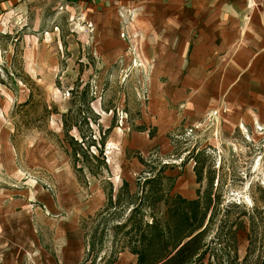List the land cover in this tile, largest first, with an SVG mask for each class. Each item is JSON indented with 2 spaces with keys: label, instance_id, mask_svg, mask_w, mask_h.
Segmentation results:
<instances>
[{
  "label": "rangeland",
  "instance_id": "374dc122",
  "mask_svg": "<svg viewBox=\"0 0 264 264\" xmlns=\"http://www.w3.org/2000/svg\"><path fill=\"white\" fill-rule=\"evenodd\" d=\"M136 13L90 10L83 0H0V264L261 257L264 75L246 82L241 73L233 98L223 90L188 107L172 64L181 69L184 59L154 56L170 43L159 30L142 31ZM30 89L53 112L45 120L37 104L32 126L14 131L10 113ZM152 93L170 104V120L152 115ZM63 115L89 153L105 135L98 159L80 155L73 164L61 142ZM158 128L166 135L150 145ZM141 133L148 140L134 138ZM134 141L140 149L130 148ZM252 215L260 224L249 246ZM180 242L188 243L171 258Z\"/></svg>",
  "mask_w": 264,
  "mask_h": 264
},
{
  "label": "crops",
  "instance_id": "0c3cea01",
  "mask_svg": "<svg viewBox=\"0 0 264 264\" xmlns=\"http://www.w3.org/2000/svg\"><path fill=\"white\" fill-rule=\"evenodd\" d=\"M83 1H87L89 9L95 11L130 12L134 9L138 12L136 24L142 31L159 30V39L170 44H166L163 50L154 51V56L184 59L181 69L177 68L175 60L172 64L183 78L175 81L174 87L185 90L184 99L188 107L216 101L223 90L233 98L241 73L245 74L246 82H250L257 73L263 78L264 0ZM166 69V64L159 68L160 71ZM171 70L172 67L168 73ZM200 90L207 93L199 97L195 91ZM152 96V115L160 123L170 120L168 111L171 110L167 107L170 104L154 93ZM171 99V102H176L175 98ZM156 134L152 141L148 140L146 133L134 138L146 139L153 145L166 135L163 130L159 133V128ZM129 146L140 149L135 141Z\"/></svg>",
  "mask_w": 264,
  "mask_h": 264
},
{
  "label": "trees",
  "instance_id": "16d2710c",
  "mask_svg": "<svg viewBox=\"0 0 264 264\" xmlns=\"http://www.w3.org/2000/svg\"><path fill=\"white\" fill-rule=\"evenodd\" d=\"M4 73L6 74V77L8 79H10L11 81L15 80V76L12 72H8L6 70H4ZM21 81V80H20ZM22 82H25L24 79H22ZM0 84H5L4 81L2 79H0ZM34 99V95H33V91L32 89L29 90V94L27 96V100H25L22 103L19 104H15L11 113H10V117L14 122V131H17L20 129V127H24V128H30L34 122V119H31L30 115H32L33 113L36 112V108L38 107L37 104H40L39 107H41V111H42V118L47 120L48 117L51 115V113L53 111H51L50 109H48V106L41 103V102H37L34 103L33 102ZM37 106V107H36ZM20 114V115H19ZM20 116V119L17 120V122L14 120L15 116ZM61 125H62V140L61 142L63 143L64 147H65V151L67 152L68 156L71 158V160L73 161V164L75 165L76 162H79V156H84L86 158H88V156L90 158L93 159H98L97 155H102V148H104L102 145L104 144V140H105V135L101 138V146L97 151L98 153H89L88 149L85 148L84 149V144L80 145L78 140L75 139L74 136H72L70 134V131L72 128H74L75 130L79 131V126L76 123H72L70 124L68 122V120L66 119V116L63 115L62 116V121H61ZM108 132V131H106ZM82 141H83V137H82ZM81 141V142H82ZM80 142V143H81ZM84 142V141H83ZM93 145H94V141H92ZM104 158L102 157L101 161L103 162L102 164L104 166H106L104 160ZM257 208L255 209V213L257 214H264V201L261 200L257 203ZM257 209H260L261 212H258ZM256 214V215H257ZM250 228L249 229V234H248V241H249V246H251V244H253L256 240H257V236H258V227L260 224V221L257 220V216L252 215V217L250 218ZM192 235V233L190 235H187L185 237H190ZM196 236V235H195ZM195 236H193L188 242H190ZM184 243L183 245H181V242L175 246L174 249H177L180 245V247L175 251V254L173 256H171V258H173L175 255H177L180 251H182V248H184V246L188 243ZM254 264H264V251L261 255V257L256 260V262Z\"/></svg>",
  "mask_w": 264,
  "mask_h": 264
}]
</instances>
